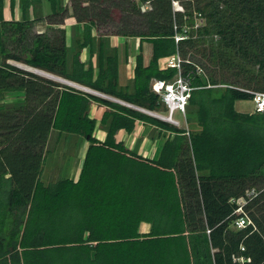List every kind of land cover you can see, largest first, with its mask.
<instances>
[{"label": "trees", "instance_id": "1", "mask_svg": "<svg viewBox=\"0 0 264 264\" xmlns=\"http://www.w3.org/2000/svg\"><path fill=\"white\" fill-rule=\"evenodd\" d=\"M125 2L0 0V264H264V111L235 107L264 92V0H181L184 10L139 0L151 5L143 11ZM193 10L204 20L196 28ZM36 23L51 31L33 30ZM110 35L151 44L147 61L134 54L124 83ZM178 54L180 67L163 63ZM9 59L148 110L164 111L152 79L180 72L192 86L185 118L196 126ZM139 123L164 137L156 155L139 152V138L127 145ZM52 129L88 141L76 178H41ZM239 195L248 199L243 227L231 200Z\"/></svg>", "mask_w": 264, "mask_h": 264}, {"label": "rangeland", "instance_id": "2", "mask_svg": "<svg viewBox=\"0 0 264 264\" xmlns=\"http://www.w3.org/2000/svg\"><path fill=\"white\" fill-rule=\"evenodd\" d=\"M123 1V3H126L125 1L128 0H121ZM135 3L139 6V9L141 11L149 9L150 8V3L149 2H145L140 4L139 0H134ZM194 2V1H193ZM63 3L67 4V6H70L71 0H63ZM171 6L173 10H184V6L181 3V0H171ZM70 8V7H69ZM71 9H69L70 11ZM193 24L192 26L194 28H196L197 26H199L201 23H203V18L202 15H199L197 12H195V10H193ZM186 27H189L187 25H183ZM185 28V27H184ZM33 30L35 31H45V32H50L51 29L50 27L46 26L44 23H36L33 26ZM195 33H193L194 35ZM110 40L111 43L116 45L118 47L119 50V54H120V60H119V75H120V80L122 83L123 80L126 82L127 78H129L131 76V65H132V59L134 58V54L141 50L143 52L145 61H147L148 57L150 56V52H151V44L150 42L144 40H140V38L138 37H131V36H122V35H110ZM125 43L127 45V52H128V57L125 58L124 56V50L125 48ZM86 56V52L85 50L82 52L81 57L85 58ZM178 56L181 58L180 54H178ZM195 56H198V54H195ZM200 56V55H199ZM165 59V58H164ZM163 59V63H165V60H167V58L164 60ZM9 61L21 68L24 69H28L34 73H36L39 76H43L45 78H51L54 79L56 81H59L61 83H66L68 85H72L75 86L77 88H80L86 92H90L93 94H97L99 96L105 97V98H111L110 96L101 94V93H94L93 91H90L89 89H87L86 87L82 86V85H78V83H73L74 81L66 79L62 76H59L57 74H54L50 71H47L45 69H35L34 66L29 65L27 63H25L22 60H16V59H9ZM181 61V60H180ZM176 66V65H174ZM42 70V71H41ZM40 71V72H38ZM43 72V73H41ZM223 72V71H222ZM179 73H177L178 75ZM176 75V76H177ZM175 76V77H176ZM63 78V79H62ZM72 81V82H71ZM89 87V86H87ZM7 96H17V95H21V92L18 91H12L9 93H6ZM111 100H117L119 101V99L114 98L112 96ZM160 100V98H159ZM119 103H122L124 105H127L126 102L120 100ZM133 108H136L142 112H146L145 108H141L138 106L133 105ZM235 107L239 110L242 111H253L255 108L254 105V100L252 99H238L235 101ZM152 109V108H151ZM186 106L184 108V111H181L179 109H175L174 112L172 113V115H166L165 117V121L171 123V124H175V125H182L185 127H195L196 123L192 122L189 123L186 121ZM153 111H157L158 114H167V112L162 111V109L158 108L155 109ZM95 115H99L100 113V106L97 107V109L94 111ZM148 114V113H147ZM160 118V117H159ZM162 120H164L163 118H161ZM15 121V117H13V119ZM156 131L157 129L154 126H150L149 124L146 123H139V125L137 126V128L135 130H133V132L131 133V135L129 136V138L127 139V145L133 147L134 143L136 141L137 138H139V145L137 150L143 154H148V155H156V153L158 152V149L160 148L164 137L163 136H158L156 135ZM105 133V130L103 128H100L97 132V136L103 138ZM154 135V137H152ZM125 138V136H124ZM88 144L87 139L78 133L75 132H67L64 131L60 134L59 138H57V131L52 129L49 135V138L47 140V143L45 145V154H44V159H43V163H42V170H41V178L43 181L47 182L49 180H54L60 177H76L81 163H82V157L83 154L85 153V149L86 146ZM145 224V223H144ZM147 225H143L141 226V228H145Z\"/></svg>", "mask_w": 264, "mask_h": 264}, {"label": "built area", "instance_id": "3", "mask_svg": "<svg viewBox=\"0 0 264 264\" xmlns=\"http://www.w3.org/2000/svg\"><path fill=\"white\" fill-rule=\"evenodd\" d=\"M174 37L175 40H179L184 37V34L176 32ZM180 60L181 58L178 55L175 57H169L166 60V65H176L177 67H180ZM178 73L179 74L173 80L164 81L162 79H155L152 84L153 90L158 93L160 100L166 106L168 113L165 115L158 114L153 110L147 112L165 118L166 115H172L175 109L184 111L189 91L192 86L190 85L187 76L182 75L180 72ZM253 100L255 108L257 110L264 111V92L254 91ZM255 194L256 193L252 188L246 190V196L252 197ZM231 200L236 203V207L233 210V214L235 215L234 222L237 227H243L250 222L249 218L245 214H242V212H244L243 206L248 201V199L245 197V195H239L237 197H233ZM238 258L243 260L242 256H239Z\"/></svg>", "mask_w": 264, "mask_h": 264}, {"label": "bare ground", "instance_id": "4", "mask_svg": "<svg viewBox=\"0 0 264 264\" xmlns=\"http://www.w3.org/2000/svg\"><path fill=\"white\" fill-rule=\"evenodd\" d=\"M165 65H166V60H165V63H164ZM38 72H40V71H38ZM41 73H43V72H41ZM175 77H173L171 80H173ZM155 79H152V81H151V90L152 91H154L153 90V87H152V84H153V81H154ZM165 81V80H164ZM167 81H170V80H167ZM90 91H93V90H90ZM94 93H99V92H96V91H93ZM155 92V91H154ZM156 93V92H155ZM158 94V93H157ZM159 96V95H158ZM120 101V100H119ZM118 101V102H119ZM160 102H161V104H162V106L164 107V111L165 112H167L168 113V110L166 109V106L162 103V101L160 100ZM127 104V106H131V107H134L132 104H129V103H126ZM147 111H150V110H146V112ZM155 112H157V111H155ZM148 114H150V115H152V116H155V117H160V116H158V115H156V114H152V113H149V112H147ZM158 113V112H157ZM162 117H160V119H161ZM164 120H165V118H163Z\"/></svg>", "mask_w": 264, "mask_h": 264}, {"label": "crops", "instance_id": "5", "mask_svg": "<svg viewBox=\"0 0 264 264\" xmlns=\"http://www.w3.org/2000/svg\"><path fill=\"white\" fill-rule=\"evenodd\" d=\"M102 94V93H101ZM106 94V93H105ZM100 95V94H99ZM107 95V94H106ZM111 98H112V95H109ZM111 98H108V99H111ZM115 101H117V100H115ZM94 103V102H93ZM127 103V102H126ZM100 106V112H101V109L104 107V105H99ZM93 107V109H94V111L97 109V108H95L96 106H92ZM97 116V118H99V116H100V113H99V115H96ZM100 128H98V130H99ZM98 132V131H97ZM125 136V133H124V131L123 130H120L119 132H118V137L119 138H123ZM130 146V145H129ZM131 147V146H130ZM84 155V154H83ZM79 173V172H78ZM78 175V174H77ZM77 177V176H76ZM76 177H73V178H76ZM145 226L146 224H142V226ZM147 228V226L145 227V228H143V229H146Z\"/></svg>", "mask_w": 264, "mask_h": 264}, {"label": "clouds", "instance_id": "6", "mask_svg": "<svg viewBox=\"0 0 264 264\" xmlns=\"http://www.w3.org/2000/svg\"><path fill=\"white\" fill-rule=\"evenodd\" d=\"M243 257V256H242ZM237 259H239L238 257H237ZM244 259V258H243ZM240 260V259H239ZM242 261V260H241Z\"/></svg>", "mask_w": 264, "mask_h": 264}]
</instances>
